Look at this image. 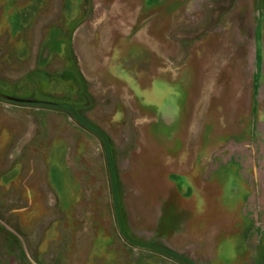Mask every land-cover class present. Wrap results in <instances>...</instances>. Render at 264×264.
I'll use <instances>...</instances> for the list:
<instances>
[{
    "label": "rangeland",
    "instance_id": "1",
    "mask_svg": "<svg viewBox=\"0 0 264 264\" xmlns=\"http://www.w3.org/2000/svg\"><path fill=\"white\" fill-rule=\"evenodd\" d=\"M0 264H264V0H0Z\"/></svg>",
    "mask_w": 264,
    "mask_h": 264
},
{
    "label": "water",
    "instance_id": "2",
    "mask_svg": "<svg viewBox=\"0 0 264 264\" xmlns=\"http://www.w3.org/2000/svg\"><path fill=\"white\" fill-rule=\"evenodd\" d=\"M0 97H1V98H4V99H7V100H13L11 97L6 96V95H4V94H2V93H0Z\"/></svg>",
    "mask_w": 264,
    "mask_h": 264
}]
</instances>
